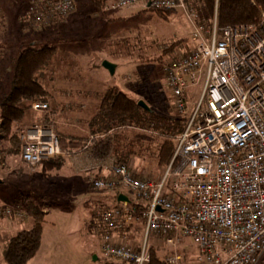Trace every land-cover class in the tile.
I'll list each match as a JSON object with an SVG mask.
<instances>
[{"label":"built area","instance_id":"2783aa9c","mask_svg":"<svg viewBox=\"0 0 264 264\" xmlns=\"http://www.w3.org/2000/svg\"><path fill=\"white\" fill-rule=\"evenodd\" d=\"M131 5L182 12L192 26L191 49L162 68L184 121L158 180L138 176L125 162L105 165L108 175L91 180L96 189L119 188L100 216L102 264H146L150 233L170 250L167 264H182L184 238L198 248L192 264H257L264 254V10L258 22L219 26L215 8L206 27L185 0H109L105 8ZM27 10L26 23L35 27L71 13L73 4L32 0ZM200 80L194 100L190 89ZM48 107L31 103L34 111ZM20 140L21 160L31 170L63 155L53 126L32 125ZM118 194L128 201H118ZM8 214L0 207V216ZM140 223L133 242L124 231Z\"/></svg>","mask_w":264,"mask_h":264},{"label":"rangeland","instance_id":"374dc122","mask_svg":"<svg viewBox=\"0 0 264 264\" xmlns=\"http://www.w3.org/2000/svg\"><path fill=\"white\" fill-rule=\"evenodd\" d=\"M31 2L32 0H28V2L27 0H11L9 7L15 5L11 7L13 15H17L23 9L18 20L19 24L23 26V34L17 31L16 22L13 25V29H10L11 33L7 36L13 38L17 36L23 41L31 42L30 44L37 46L42 43L53 44L51 41L53 36L52 25L56 20H62L76 12L83 14L86 9V14H90L91 10L95 9L90 0H74V7L71 13L64 16H53L47 23H42L39 26L34 25L35 27H33L26 23L27 18L25 16ZM3 3L1 2L0 6ZM109 10L120 12V15H123V19L114 22L105 30L102 27L97 28L99 29L98 32H100L99 36L94 34V32H85L87 28L81 27V25L71 29L69 23V28L66 27L65 30L58 34L60 36L56 40L55 46L57 50L51 62L52 64L44 69L39 77L45 88L56 91L50 103L55 107L58 122L61 119V116H59L60 108L67 109L70 101L73 100V106L68 107V113L71 112L73 114L82 109V112H78V116L71 117V130H67L65 126H57L60 133H77L78 131L73 126L76 129L85 127L87 119L96 110L97 100L95 96L91 97L84 94V92L71 93L62 91L63 86L69 84V77L75 74L86 75L88 83L85 84L97 91L105 88L106 83L119 87L129 98L136 102H143L152 112L151 116L155 121H173L181 117L179 112L173 108L174 98L166 88L162 68L174 56L189 50L191 46L189 33L192 30L190 22L179 11L164 17L155 10H144L139 5ZM138 10H141V12L136 13ZM198 19L201 24L204 23V26L207 27L206 22L202 18L198 16ZM3 20L6 21L7 19ZM3 20L1 19L0 22L2 23ZM107 31H110L109 36L113 39L110 43L106 40L104 41V34ZM8 40L7 37L0 33V46L3 47L2 44L8 43ZM177 40L182 42L181 46L170 54H163V50ZM83 42H87L86 47L88 49L101 44H104L105 47L100 50L93 47L95 48L93 49L94 54H91L90 52H84ZM79 45L83 47L80 48L78 47ZM96 54L102 56V58L106 57L108 60L97 61ZM0 56H5V53L1 51ZM6 56L12 60L10 54H6ZM109 60H113L112 62H115V64L118 63L113 74L104 70L105 68H101L102 62L111 63ZM79 61H86V64L80 66ZM90 63L97 64L99 66L97 69L106 74L101 77L97 76L101 72H95L92 68L88 69ZM51 72L58 77L54 76V79H51ZM7 75L3 74V79L5 76L7 78L10 77L9 73ZM202 84L203 80H200L197 86L190 89V92H194V100H196ZM8 87L9 81H0V99L8 90ZM96 94L99 93L97 92ZM77 103H83L84 107L78 108L75 106ZM40 114L39 111L32 110L30 104V109L25 112L21 122L27 121L29 123L32 116H35V120H37L36 118H39L38 115ZM39 123L41 122L39 121ZM43 125L52 126L53 124L45 123ZM135 126H137L138 130L126 127L116 131V139L121 140L116 148L121 152L130 151L132 153L133 159L129 157L124 162L130 164L132 168V164L135 165L136 169L141 171L138 176L156 181L159 178L154 177L155 172L150 152L160 144L164 137L172 136L171 130L164 131L160 123H157L156 127H154L153 123L149 124V126L147 124ZM26 127L24 125L23 130H26ZM140 129L146 130L141 134ZM83 134L87 135L88 131L86 130ZM124 135H126V140L122 139ZM2 144L6 145L5 141ZM77 166L79 165L73 163V160L67 156L59 169L49 173L47 176H43L47 172H43L41 167L35 175L31 174L33 171L20 160L19 155L15 157L6 156L1 162L0 180L5 181V183L3 181L0 182V202L2 204H12L16 198L21 197L23 192L32 194L37 202L46 204L41 244L27 264H102V230L97 227H102L99 217L103 205L111 203L110 197L112 201L114 198L111 193L106 192L105 195L101 190L90 189L88 182L83 179V174L76 171ZM29 170L32 172H29ZM159 171L161 173L162 170ZM122 192L133 198L132 193L127 189H123ZM14 197L16 198L14 199ZM12 223L13 221L11 224H1L2 227H7L6 229L10 227V230L1 232V242L18 231V225L11 227ZM133 231L134 234L130 235L129 239L134 242L140 235V231L139 229ZM148 241L153 246L159 243L156 248H158V253L162 257L166 256L167 252L170 251L161 246L162 242L155 233H150ZM179 249L186 253L191 262L195 261L198 248L190 238L182 239ZM95 256L97 259H95ZM262 257H264V254L260 256L257 264H259Z\"/></svg>","mask_w":264,"mask_h":264},{"label":"trees","instance_id":"16d2710c","mask_svg":"<svg viewBox=\"0 0 264 264\" xmlns=\"http://www.w3.org/2000/svg\"><path fill=\"white\" fill-rule=\"evenodd\" d=\"M71 1L74 7V0ZM108 1L109 0H90L95 6V9H99L100 11L106 9L105 5ZM185 1L192 4L199 18H202L203 21L206 22L207 27L211 26L215 8L216 20L219 26L258 22L260 14L264 10V0ZM143 9L151 11L155 10L164 17L177 12L176 10L153 9L151 7ZM197 21L199 22L198 18ZM202 24L204 25V23ZM189 40L191 43L190 50L192 47L190 33ZM30 43L31 42L23 41V47L17 56L14 57L13 60L10 59L8 62L10 69L9 74L11 76L9 87L0 99V164L6 156H20V135L22 134L25 125L21 121L25 112L30 109V104L34 101L51 102L53 99V89L45 88L39 77L42 71L52 64L51 62L54 58L57 47L46 43H42L38 46ZM181 44L182 42L180 40L173 42L167 49L163 50V54H170L176 48L180 47ZM189 50H186V52ZM1 57H4L3 59L8 58L6 55ZM5 67L7 68V66H3L2 73L7 75L8 71ZM53 74L54 73L51 72V79H54ZM62 91H69L68 85H64ZM96 100L97 111L93 113L87 122V135L76 134L75 132L60 133L58 131V125L65 126L67 127V130H71V117L75 115L71 112L68 113L67 109L72 106L73 100L68 103L67 109H62L61 112L63 113H59L63 122H61V119L59 122L57 121V112L53 104L50 103L47 111L42 112L39 115V121L41 122L40 124H53L52 126L63 155L44 159L37 164L35 169L32 170L33 172L31 170H29V172H32L31 174L35 175L37 170L41 167L43 172H47L46 174H43V176H47L49 173L62 166L66 155L78 151H85L96 161L106 160L107 158L112 157V159H109L107 162L109 164L111 162L116 163L127 161L132 153L130 151L121 152L116 148V146L119 145V141H121L120 139H116V131L126 127L138 130L135 125L143 126L144 124H147L149 126V124L152 123L154 127H156V124L160 123L164 131L171 130L170 132L172 134V136L164 137L160 144L150 152L155 172L154 177L160 178L161 174H163L162 171H164V168L171 158L175 145V135L181 131L184 118L180 117V119H174L173 121H155L151 116L152 112L150 110L143 109L135 100L129 98L125 93L114 87L108 88L103 95L100 98H96ZM145 130L140 129L141 134H143L142 132ZM4 141L6 145L2 144ZM113 157L116 159H113ZM159 170H162L161 173H159ZM94 178L98 177L86 176L88 187L93 190L94 187L92 186L91 180ZM118 189L119 188H116L111 191L103 189L101 191L105 195L106 192L111 193L112 197L115 199V194ZM99 199L102 200L101 198ZM113 201L110 197V202ZM107 205H103L101 212L105 210ZM0 207H6L9 209V214L0 216V220H28L27 225L24 226L23 229L16 231L0 243V255L2 259L0 264H27V262L35 255L41 244L42 226L45 223L46 204L37 202L32 194L23 192L21 197L16 198L12 204L0 205ZM17 213H19L20 216ZM97 228L99 230L103 229V227ZM142 228V223L133 226V230L139 229L140 234L142 233ZM128 230H130V228L125 229V231ZM158 252L159 250L156 246L150 247L149 261L146 264H167L165 256H160ZM179 252L185 255L182 264H192L191 261L188 262L186 253H183L180 249ZM259 264H264V257L260 259Z\"/></svg>","mask_w":264,"mask_h":264},{"label":"crops","instance_id":"0c3cea01","mask_svg":"<svg viewBox=\"0 0 264 264\" xmlns=\"http://www.w3.org/2000/svg\"><path fill=\"white\" fill-rule=\"evenodd\" d=\"M1 2H4V3L2 4V6H0V20L1 19L3 20L5 18L7 20L6 21L3 20L2 23L0 22V33H2L4 35V37H7L9 40H8V43L2 44L3 47L0 46V48L2 47L1 51H3L5 53V55L6 54H10L11 57H12V60H13L14 57L17 56V54L19 53V51L23 47V39L18 38L17 36L15 38H13V37H10V36H7V35L9 33H11L10 29H13V25L16 22H17L16 23L17 24V31H20L23 34V26H21L19 24V21H18L20 16H21V14H22V12H23V9L20 12H18L17 15H15V14L13 15V13L11 11L12 10L11 7H13L15 5L9 7V3L11 2V0H0V4H1ZM5 2H6V4H5ZM27 2H28V0H27ZM83 4H85V3L83 2ZM140 8H141V6H140ZM86 11H87V9L83 12V14L82 13L78 14L76 12V13H73L72 15H68L67 17H65L62 20H56L55 22H53V25H52V33H53L52 35L53 36H52V39H51V41L53 42L52 45L56 44V40L60 36L58 34L62 30H65L66 27H68L69 23H70L69 27H71V29H74L75 26L79 27V25H81V27L87 28L85 32H87V33L89 31L90 32H94V34L99 36L100 32H98L99 29H97V28L102 27V29L105 30L111 24H114V22L121 21L123 19V15H120V12H113L112 10H109V9H105V10H101V11L99 9H92L90 14H86ZM140 11L141 10H138L136 13H140ZM10 18H11V20H10ZM81 22H82V24H80ZM85 32H83V33H85ZM109 32L110 31H107L104 34V36H105L104 41L106 40V41H108L110 43V42L113 41V39H111V37L109 36V34H110ZM13 39H14V41L11 42V40H13ZM10 42H11V44H10ZM86 43L83 42L84 47L80 46V45L78 47H80V48L83 47L84 52H90L91 54H94L93 53V49L99 48V50H100L101 48L105 47L104 44H101V45H96V47L93 46L95 48L92 47L91 49H88L86 47ZM95 57L98 59L97 61H101L102 59H106V57L102 58V56H99L98 54H96ZM3 58L4 57L0 56V81H2V80L10 81V77L11 76L9 78H7L5 76V78L3 79V74L4 73H2L3 66H7V68L6 67L5 68L7 69L8 73L10 72L9 71L10 69H9V66H8L9 65L8 62L10 61V58H7V59H3ZM106 60H108V59H106ZM5 61H6V63H5ZM109 61L112 64L115 65L114 70H116V67H117L118 63L115 64V62H112L113 60H109ZM79 64H80V66H84L86 64V61H83V62L79 61ZM77 65H78V62H77ZM89 68H92L93 71H95V72H97V71L101 72L99 75L97 74V76L101 77L102 75L106 74V73H103L102 71H99V69H97V68H99V66L97 64L90 63L89 66H88V69ZM101 68H103V67H101ZM54 76L58 77L55 73L53 74V77ZM69 83H70V84H68L69 92H71V93L72 92L73 93H76V92L83 93L84 92V94H87V95H89L91 97L95 96V98H100L103 95V93L110 87H114L115 89L123 92V90L120 89L119 87H116L114 85L111 86L108 83L105 84V88L101 89V91H97L93 87H89V86H87L85 84V83H88V79H87L86 75L82 76V75H76L75 74L74 76H70L69 77ZM97 92L99 94H96ZM55 93H56V91L53 90L52 97L55 96ZM123 93H125V92H123ZM48 103H49V106H50V102H48ZM72 106H73V103H72ZM75 106H77L78 108H83L84 104L83 103H77ZM61 111H62V108H60L59 113H63ZM96 111H97V109L94 111V113ZM78 112H82V109L81 110L79 109L78 111H76L74 113V115L78 116ZM40 113H42V112H40ZM38 117H39V115H38ZM36 119L37 120H35V116H32L29 123L27 121H25L24 122L25 127L27 126L26 128H28L31 125L40 124L39 123L40 117L36 118ZM89 119H90V117L87 119L85 127L76 129L75 126H73V128L78 131L76 134L84 135L83 133H85L86 130L88 131L87 122H88ZM61 122H63V119H61ZM122 139L126 140V135H124V138H122ZM67 156L73 160V163H77L79 165V166H77V170L76 171L83 174V179L85 181H87L86 180V176L87 177L89 176V177H98L99 178V177H105V176L108 175V172L105 170V165L109 164L107 162H108L109 159H112V157H109L106 160L96 161L95 159L91 158L88 155V153H86L85 151L74 152V153L66 155L65 157H67ZM129 157H132V156H129ZM113 158H115V157H113ZM132 159H133V157H132ZM20 160H21V156H20ZM132 166H133V170L135 171V173L140 175L141 171L137 170L135 165L132 164ZM2 181L3 180H0V182H2ZM3 182L5 183V181H3ZM15 198L16 197H14V199ZM0 205H9V204H6V203L2 204L0 202ZM12 221H13V223H12L11 227L13 225H18L19 229H17V230L23 229V227L26 226L27 223H28V220H25V221H19V220L16 221V220H9V219L1 220L0 221V239L2 237L1 232H5V231L10 230L9 229L10 227H8V229H6L7 227H5V226L2 227L1 224L2 223L11 224ZM124 233L129 238L130 235L134 234L133 228L128 230V231H124ZM135 238H136V236H135ZM95 259H97L96 256H95ZM187 260H188V262L191 261L189 258ZM0 262H2L1 255H0Z\"/></svg>","mask_w":264,"mask_h":264},{"label":"water","instance_id":"95a60500","mask_svg":"<svg viewBox=\"0 0 264 264\" xmlns=\"http://www.w3.org/2000/svg\"><path fill=\"white\" fill-rule=\"evenodd\" d=\"M101 66H102L103 68H105V70H107L110 74H113V72H114V68H115V65H114V64L109 63V62H107V61H103L102 64H101ZM137 104H138L140 107H142L143 109H145V110H149L148 107H147L143 102L138 101ZM117 200H118V201H128L126 195H123V194H119V195L117 196Z\"/></svg>","mask_w":264,"mask_h":264}]
</instances>
